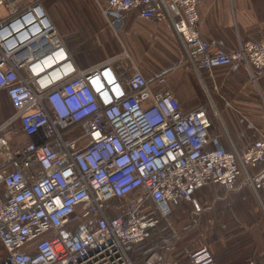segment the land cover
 Returning a JSON list of instances; mask_svg holds the SVG:
<instances>
[{"label": "built area", "instance_id": "built-area-1", "mask_svg": "<svg viewBox=\"0 0 264 264\" xmlns=\"http://www.w3.org/2000/svg\"><path fill=\"white\" fill-rule=\"evenodd\" d=\"M200 1L107 0L102 13L116 34L135 9L168 19L198 74L234 62L264 72V40L228 53L202 37ZM125 56L80 68L40 5L0 23V108L5 93L14 109L0 126L2 264H134L135 246L194 191L253 184L264 138L225 151L205 106L185 112L165 76L153 87ZM211 263L207 245L188 255ZM142 264L182 263L152 253Z\"/></svg>", "mask_w": 264, "mask_h": 264}, {"label": "crops", "instance_id": "crops-1", "mask_svg": "<svg viewBox=\"0 0 264 264\" xmlns=\"http://www.w3.org/2000/svg\"><path fill=\"white\" fill-rule=\"evenodd\" d=\"M106 2L0 0V23L30 5H40L80 68L87 69L74 59L75 46L91 55L98 46L105 51V58L92 66L126 55L123 63L129 71L141 72L153 87L158 77L165 76L185 112L205 106L212 120L210 133L225 151L243 153L264 138V72L252 73L246 64L234 62L198 74L187 64L168 19L146 20L135 9L116 34L102 13ZM88 5L99 11L106 28L88 21ZM198 13L202 37L228 53L238 51L243 43L264 40V0H201ZM251 175L253 184L240 177L229 189L202 186L193 192L192 202L175 208L174 224L189 223L180 229L182 242L176 239L172 249L166 248V259L188 264V255L207 245L211 264H264V161L251 169ZM0 248L7 256L1 244ZM152 253L161 251L147 257Z\"/></svg>", "mask_w": 264, "mask_h": 264}, {"label": "rangeland", "instance_id": "rangeland-1", "mask_svg": "<svg viewBox=\"0 0 264 264\" xmlns=\"http://www.w3.org/2000/svg\"><path fill=\"white\" fill-rule=\"evenodd\" d=\"M92 5H88V18H91L88 21L90 23L96 24L100 28H106V24H104V22H100L101 16H99V14H98L99 11H97L94 7H92ZM74 50H75L74 51V59L83 68H88V67L92 66L93 64H95L96 62H99V61L103 60V58H105V54H104L105 51L102 50L99 46L97 48L93 49L92 55L89 52L80 50L76 46L74 47ZM8 112L9 111H8L6 106L1 107L0 108V117L6 118L7 116H9ZM14 129H17V126H15ZM16 140L19 142L25 141L22 139V136L18 137ZM17 141H15V142H17ZM174 210H175V208L173 209L172 213L174 212ZM174 220H175L174 214H173V216L171 215L167 221L160 220L161 221L160 225H159L157 232H156L154 237L156 239L159 237H164L163 239L165 241L172 239L174 241L171 243L172 245L175 244L176 239L181 243L182 238H181V233H180L181 230L180 229L187 226L189 222L184 220V221H181L180 223H177L178 226H176L174 224ZM172 245H170V247H172ZM2 252L3 251L0 248V264L4 263L5 259H6V255Z\"/></svg>", "mask_w": 264, "mask_h": 264}, {"label": "trees", "instance_id": "trees-1", "mask_svg": "<svg viewBox=\"0 0 264 264\" xmlns=\"http://www.w3.org/2000/svg\"><path fill=\"white\" fill-rule=\"evenodd\" d=\"M4 106L7 107L9 111L8 112L9 116H7L6 118L0 117V126L3 125L14 114V109L9 101V98L7 97L5 93L2 94L1 107H4ZM159 225L152 231L149 239L135 246L134 251L131 254V258L134 264L137 260H143L144 258H146L152 251H161L160 257L162 258V261L166 259L164 252L166 251V248L168 247L172 249L170 245H172L171 243L174 241L172 239L165 241L163 239L164 237H159L157 239L154 237Z\"/></svg>", "mask_w": 264, "mask_h": 264}, {"label": "bare ground", "instance_id": "bare-ground-1", "mask_svg": "<svg viewBox=\"0 0 264 264\" xmlns=\"http://www.w3.org/2000/svg\"><path fill=\"white\" fill-rule=\"evenodd\" d=\"M40 13V12H39Z\"/></svg>", "mask_w": 264, "mask_h": 264}]
</instances>
